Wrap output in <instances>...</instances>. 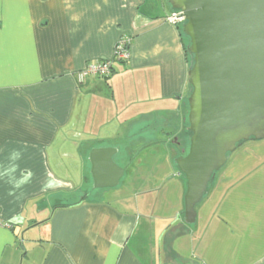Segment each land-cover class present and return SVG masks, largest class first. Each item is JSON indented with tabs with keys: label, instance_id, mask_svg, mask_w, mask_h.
Here are the masks:
<instances>
[{
	"label": "crops",
	"instance_id": "obj_1",
	"mask_svg": "<svg viewBox=\"0 0 264 264\" xmlns=\"http://www.w3.org/2000/svg\"><path fill=\"white\" fill-rule=\"evenodd\" d=\"M172 13L168 0H0V264H264V140L229 157L185 220L174 159L190 62ZM127 34L128 61L77 78ZM148 127L164 136L136 144ZM99 147L129 176L55 207L89 188Z\"/></svg>",
	"mask_w": 264,
	"mask_h": 264
},
{
	"label": "water",
	"instance_id": "obj_2",
	"mask_svg": "<svg viewBox=\"0 0 264 264\" xmlns=\"http://www.w3.org/2000/svg\"><path fill=\"white\" fill-rule=\"evenodd\" d=\"M184 18L189 68L187 150L175 158L186 180L185 220L229 157L243 144L264 140V0H168ZM116 147L90 153L94 188L119 185L125 173Z\"/></svg>",
	"mask_w": 264,
	"mask_h": 264
},
{
	"label": "built area",
	"instance_id": "obj_3",
	"mask_svg": "<svg viewBox=\"0 0 264 264\" xmlns=\"http://www.w3.org/2000/svg\"><path fill=\"white\" fill-rule=\"evenodd\" d=\"M180 12L173 11L168 19L174 23H181L184 18H181ZM133 41V36L123 35L115 45L114 56L111 59H100L93 63H89L87 67L77 73V78L80 81L85 80L90 76H96L101 78L109 77L113 72V66L115 61H128L130 58V47ZM0 225H3L0 218ZM8 225V224H6Z\"/></svg>",
	"mask_w": 264,
	"mask_h": 264
},
{
	"label": "trees",
	"instance_id": "obj_4",
	"mask_svg": "<svg viewBox=\"0 0 264 264\" xmlns=\"http://www.w3.org/2000/svg\"><path fill=\"white\" fill-rule=\"evenodd\" d=\"M183 23L184 22H181V23H178V24H180V28L182 30L183 39L185 41V36L186 35H185L184 31H183ZM186 39L189 40L188 36H186ZM185 46H186L189 62L191 64L192 55L190 54V52L188 50L189 46L186 45V41H185ZM121 62H126V61H121ZM113 70H114V68H113ZM188 112H189V104H188V101H187L186 104H185V107H184V118H185V121H187V126H188ZM185 130H186V128H185ZM187 130H188L189 134L191 135L190 130L188 128H187ZM181 138L182 139H180L181 145L179 147V155L182 154V150L183 149L187 150L188 145H189L190 136H189V138L187 140L184 139L185 135H182ZM87 195H88V190L86 188L85 189L83 188V190L82 189L80 191L76 190V191H73V192H71V193H69L67 195H63L62 197L59 196L58 199H57V203H55V207H69V206L77 205V204L81 203L85 198H87Z\"/></svg>",
	"mask_w": 264,
	"mask_h": 264
},
{
	"label": "rangeland",
	"instance_id": "obj_5",
	"mask_svg": "<svg viewBox=\"0 0 264 264\" xmlns=\"http://www.w3.org/2000/svg\"><path fill=\"white\" fill-rule=\"evenodd\" d=\"M185 41H186V45L187 46H189L190 45V41L188 40V39H186V36H185ZM149 129L148 130H146V131H144L142 134L145 136L143 139L141 138L140 140H138L137 142H136V144H138V145H140L141 146V144L143 145V144H145V143H148V142H150L151 141V139H156V138H160V137H162V136H164V133H162V131L160 130V128L159 127H148ZM185 128H186V130L184 131V134L183 135H185V140H187L188 138H189V136H190V134H189V132H188V130H187V128H188V126H187V121H185ZM135 143V141L133 140L132 142H130L128 139H126L125 141H122L121 142V144H120V146H122V148H126V147H128L129 145L130 146H132L133 144ZM250 143H253L252 141L251 142H247V144H250ZM132 144V145H131ZM244 145V144H243ZM241 146V147H239L238 149H241L242 147H244V146ZM245 145H246V143H245ZM148 149V148H147ZM237 149V150H238ZM236 150V151H237ZM146 151H149V150H144V152L139 156V158H138V160L135 162V164L134 165H138V161H140V159H141V157H144V155H146ZM235 151V152H236ZM231 160V159H230ZM132 169L133 168H131V167H129L128 168V171H127V173H126V175H125V177L123 178V180L122 181H125V179H126V177L127 176H129V174H130V171H132ZM222 169H224V167L222 168ZM221 169V170H222ZM220 170V171H221ZM128 174V175H127ZM88 183H89V188H86L87 190L89 189H91V187L93 186V181H92V177H91V175H90V173L88 174ZM87 197L88 198H95L96 197V194H93L92 192L90 193V194H88L87 195Z\"/></svg>",
	"mask_w": 264,
	"mask_h": 264
}]
</instances>
